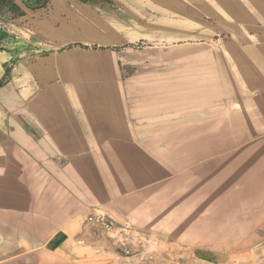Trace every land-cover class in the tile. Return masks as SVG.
<instances>
[{"label": "crops", "instance_id": "obj_1", "mask_svg": "<svg viewBox=\"0 0 264 264\" xmlns=\"http://www.w3.org/2000/svg\"><path fill=\"white\" fill-rule=\"evenodd\" d=\"M11 2L0 4V264L71 263L90 212L128 218L137 136L152 133L136 78L121 77L151 57L134 43L231 19L235 62L264 73V0Z\"/></svg>", "mask_w": 264, "mask_h": 264}, {"label": "rangeland", "instance_id": "obj_2", "mask_svg": "<svg viewBox=\"0 0 264 264\" xmlns=\"http://www.w3.org/2000/svg\"><path fill=\"white\" fill-rule=\"evenodd\" d=\"M241 27L200 19L134 43L151 57L121 77L152 133L137 136L128 218L103 228L90 212L58 264H264V73L234 60Z\"/></svg>", "mask_w": 264, "mask_h": 264}, {"label": "built area", "instance_id": "obj_3", "mask_svg": "<svg viewBox=\"0 0 264 264\" xmlns=\"http://www.w3.org/2000/svg\"><path fill=\"white\" fill-rule=\"evenodd\" d=\"M88 220L95 221L103 228H109L112 224L110 221H108V219H106L105 215L102 213L93 214L92 216H89Z\"/></svg>", "mask_w": 264, "mask_h": 264}, {"label": "trees", "instance_id": "obj_4", "mask_svg": "<svg viewBox=\"0 0 264 264\" xmlns=\"http://www.w3.org/2000/svg\"><path fill=\"white\" fill-rule=\"evenodd\" d=\"M1 3H9L11 5V7L14 8V4H12L11 0H0V4Z\"/></svg>", "mask_w": 264, "mask_h": 264}, {"label": "bare ground", "instance_id": "obj_5", "mask_svg": "<svg viewBox=\"0 0 264 264\" xmlns=\"http://www.w3.org/2000/svg\"><path fill=\"white\" fill-rule=\"evenodd\" d=\"M241 133V132H240ZM215 145V144H214ZM240 175V174H239ZM220 196V195H219ZM209 210V209H208Z\"/></svg>", "mask_w": 264, "mask_h": 264}]
</instances>
